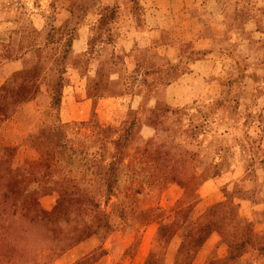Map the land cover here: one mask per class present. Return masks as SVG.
I'll list each match as a JSON object with an SVG mask.
<instances>
[{
    "label": "rangeland",
    "instance_id": "1",
    "mask_svg": "<svg viewBox=\"0 0 264 264\" xmlns=\"http://www.w3.org/2000/svg\"><path fill=\"white\" fill-rule=\"evenodd\" d=\"M220 2L233 56L177 120L111 81L129 8L0 0V264H264V0Z\"/></svg>",
    "mask_w": 264,
    "mask_h": 264
},
{
    "label": "crops",
    "instance_id": "2",
    "mask_svg": "<svg viewBox=\"0 0 264 264\" xmlns=\"http://www.w3.org/2000/svg\"><path fill=\"white\" fill-rule=\"evenodd\" d=\"M220 1L113 0L110 3L103 0V6L119 10L129 8L128 13L134 17L125 26L131 27L134 33L126 34L122 29L114 37L112 54L119 70L113 74L111 81L127 77L125 74L136 75L132 83L138 84L139 107L153 106L158 111L171 114L174 110L177 120L190 108L210 107L216 97L212 92L216 94L214 89L220 86L218 66L227 57L231 59L233 56L226 53L223 46L227 44L228 49L232 48L234 36L226 30V10ZM138 11L140 14H137ZM260 17L258 26L254 22L256 20L247 23L264 28V14ZM244 26L248 24L240 25L241 28ZM237 40L241 42L235 35ZM261 56L263 53L255 51L243 61L261 59ZM233 59L239 60L240 57L234 56ZM261 66L260 71L263 72L264 64Z\"/></svg>",
    "mask_w": 264,
    "mask_h": 264
}]
</instances>
